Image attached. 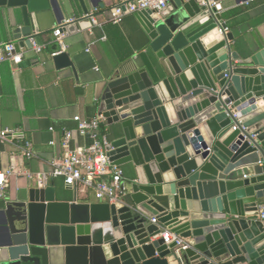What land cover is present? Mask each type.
<instances>
[{"label":"water","instance_id":"1","mask_svg":"<svg viewBox=\"0 0 264 264\" xmlns=\"http://www.w3.org/2000/svg\"><path fill=\"white\" fill-rule=\"evenodd\" d=\"M26 2L13 29L16 53L38 33L35 7L0 0ZM199 2L135 13L155 57L151 70L123 65L102 84L107 155L125 168L126 196L62 202L53 188L34 186L6 198L0 264H264V47L233 51V34L222 35ZM83 24L90 20L65 31ZM52 60L75 71L64 51ZM162 229L186 249L166 245Z\"/></svg>","mask_w":264,"mask_h":264},{"label":"crops","instance_id":"2","mask_svg":"<svg viewBox=\"0 0 264 264\" xmlns=\"http://www.w3.org/2000/svg\"><path fill=\"white\" fill-rule=\"evenodd\" d=\"M120 1L32 0L38 27L35 40L45 48L35 53L31 48L20 47L19 64H0V130L15 132L0 140V172L10 173L7 200L38 187L26 177V172L49 173L51 162L64 154L63 134L65 130L75 129V116L92 120L102 115L97 98L104 80L114 77L123 65L133 67L136 63L148 72L151 70L148 63L155 57L149 50V38L134 14L125 16L119 25L107 22L109 10ZM27 4L0 6V44L16 43L13 29L15 22L22 19ZM171 9L168 7V11ZM86 13H93L100 25L90 22L75 32L66 31L64 49H60L52 36L54 28L64 20L79 19ZM218 13L228 33L233 34V51L243 55L248 50L264 47V0L240 3L218 0ZM59 51L70 56L74 72L70 68L55 67L52 54ZM100 131L110 138L107 118ZM26 143L34 153L29 160L23 154ZM87 144L83 137L75 136L71 140L72 148ZM121 169L124 178L125 168ZM48 187L54 189L57 201L72 202L75 198L78 203H100L88 191L82 190L81 194L67 190L61 179H51L45 188ZM3 201L0 200V205ZM262 205L264 200L259 207Z\"/></svg>","mask_w":264,"mask_h":264},{"label":"built area","instance_id":"3","mask_svg":"<svg viewBox=\"0 0 264 264\" xmlns=\"http://www.w3.org/2000/svg\"><path fill=\"white\" fill-rule=\"evenodd\" d=\"M172 1L173 0H121L109 10L107 22L112 25H119L125 16L144 10L159 14L162 10L170 7ZM199 5L213 13L218 25L224 26L220 29V33L226 35L228 33V28L219 16L218 0H200ZM83 19H89L93 25H100L96 22L93 13H86L79 19L70 18L60 22L52 32L54 42L60 49H64L63 40L66 26ZM29 40L33 52L40 53L44 50L45 45L39 44L35 38ZM60 52L63 51L52 54V57ZM21 60V52H15V42L0 44V64L11 62L17 65ZM104 120L105 118L102 115L92 120H86L79 116H75L73 118L76 124L75 129L65 130L63 134V156L51 162L49 173L33 174L26 172V177L31 181H35L39 188H45L51 179H61L65 187H69L74 192L80 191L81 194L82 190L88 191L92 194L94 199L100 203H119L126 196V192L122 186L124 174L121 167L113 165L107 155L106 147L109 144V139L106 135L101 134L100 131V127ZM13 135H15V132L8 129L0 130V140L2 141ZM75 136L85 138L88 144L83 147L75 146L72 148L71 140H73ZM23 154L28 160L34 156L29 143L25 144ZM9 177L10 173L0 172V200L6 199ZM258 219L264 222V205L259 207ZM150 222L156 224L154 218H152ZM160 237L164 240L166 245L176 243L174 247L176 253L185 250L187 247L185 241L166 229L161 230Z\"/></svg>","mask_w":264,"mask_h":264}]
</instances>
